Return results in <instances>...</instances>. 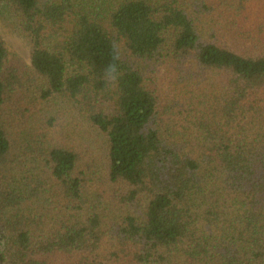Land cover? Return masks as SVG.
<instances>
[{
  "label": "trees",
  "instance_id": "1",
  "mask_svg": "<svg viewBox=\"0 0 264 264\" xmlns=\"http://www.w3.org/2000/svg\"><path fill=\"white\" fill-rule=\"evenodd\" d=\"M0 16V264H264V0Z\"/></svg>",
  "mask_w": 264,
  "mask_h": 264
},
{
  "label": "rangeland",
  "instance_id": "2",
  "mask_svg": "<svg viewBox=\"0 0 264 264\" xmlns=\"http://www.w3.org/2000/svg\"><path fill=\"white\" fill-rule=\"evenodd\" d=\"M0 37L4 41L10 53H13L29 64L30 48L26 40L18 34L10 25L0 16Z\"/></svg>",
  "mask_w": 264,
  "mask_h": 264
},
{
  "label": "clouds",
  "instance_id": "3",
  "mask_svg": "<svg viewBox=\"0 0 264 264\" xmlns=\"http://www.w3.org/2000/svg\"><path fill=\"white\" fill-rule=\"evenodd\" d=\"M119 55L115 54L113 59L108 63L103 72V79L110 87H115L121 77Z\"/></svg>",
  "mask_w": 264,
  "mask_h": 264
}]
</instances>
